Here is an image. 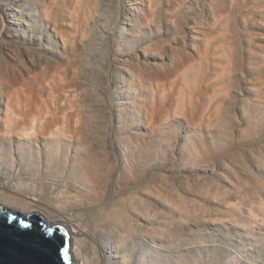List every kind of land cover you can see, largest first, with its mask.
Segmentation results:
<instances>
[{
  "label": "bare ground",
  "instance_id": "bare-ground-1",
  "mask_svg": "<svg viewBox=\"0 0 264 264\" xmlns=\"http://www.w3.org/2000/svg\"><path fill=\"white\" fill-rule=\"evenodd\" d=\"M114 1L113 0H0V156H4V157L9 156L13 161V163L18 162L17 167L20 166V168L19 169L17 168V172H18L17 177L25 173H26L25 175L34 176L36 175L35 170L39 171L40 173V171L43 172L44 169L46 168L45 179L51 181V185L53 187L54 186H59V188L62 187L58 196L54 198L53 197L45 198L42 195L41 197L39 196L38 194L39 192L37 191L38 189L37 190L29 189V191H26L28 190V188L26 189V187L25 188L23 187L24 182L18 183L17 181L14 184H11L14 181L11 182L10 175L7 176L6 174L5 177L0 175V207L9 208L17 213H21L26 219H29L31 216L35 215L37 217L44 218V220L51 226L61 225L63 227L66 236L70 238V241L72 243L71 245L72 259L74 260V262L78 264H156L154 262L155 261L154 257L156 255L155 256L153 255V253L154 254L156 253L153 250L151 244L150 246L141 239V234H147V235L155 234V235L164 236L167 230H171L173 228L172 221L163 228V227L154 226L152 220L157 221L159 219L160 208L164 207L163 209L166 210L170 208L169 211L171 212L174 211L173 206L171 205V203L174 204V201H176V203L179 204V206L180 204H185L187 202L185 199L182 198V196H179L178 198L176 197L175 193H173L171 190L172 184L170 182L172 180L170 182L169 180L172 179L171 175L175 174L173 173L174 171L173 169L181 168L180 170H182L185 173L187 172L192 173L193 171H195L196 169L194 170L193 167L195 165L196 166L199 165L198 163L200 160H202L203 155L197 156L198 148H196L195 146L193 147L192 143L189 142V144L191 145L186 144V142L184 143V141L190 140L188 138L189 134L188 136L186 134L185 135L183 134V136L181 135L182 137L180 138H182V141L178 138V136H175L176 137L175 139L177 140H174L173 138V142H172L171 140L172 136L170 138H166L168 137L166 132L170 133L174 130L168 132L167 129L165 131V129L163 130L159 128L160 131L158 129L157 132L159 131L160 133L159 132L157 133L156 131L154 132H156L155 134H157L158 137L161 136L160 138H162V140L160 139V142L158 141V138L155 135L149 136L152 137L151 138L152 140L150 139V141L148 139L143 138V136L147 137V133H150L151 130L150 127H148L150 131L147 132L146 135L145 133L143 134L140 131L141 129L147 127V126L144 127L145 126L144 124L146 122L145 123L143 122L142 116L146 114L145 115L146 118L147 115L154 117L151 114L152 111L150 112L151 109L150 110L148 109L150 106L149 103L154 102L158 98H159L158 100L162 102L164 95L167 94L165 93L167 92L165 91L166 89L162 88L165 87V85H167V82H161V80H159L161 77H163L161 73L157 72L156 74V71H154V73L153 71L150 72L148 68L149 65L148 67L146 66L147 64L146 65L143 64L144 66L143 65L141 66V64L137 62V60H139V57L135 55L133 56L130 55L131 57L130 60L126 59L128 62L126 66H121V64L123 65V63H121L120 60L115 59L110 61L111 60L110 58V60L107 59L108 61H110L108 62L104 59L106 63L108 62L109 65L108 67H110L109 70L110 72L108 71L109 72L108 74L107 72L105 73L104 71L98 70L99 68L98 69L97 67L95 68L94 67L95 65L93 66L94 63L93 64L91 63L92 61V59H90L91 54L93 53V55L96 56L99 55L103 57L105 54L106 45L104 42L105 40H103L104 36H101L102 39L100 41H97V38L96 39L94 38L95 35L91 36V34L93 33L90 31L91 27L89 28L90 22L91 20H93L98 16L96 15L97 12L104 11L105 14L104 16H102V18L98 19L99 20L98 24L100 28L103 30V32L105 31L109 36H111V34L115 30V27H113L115 25V21L112 20L113 18L112 19L110 18L109 21L106 17L108 16L109 18V16L110 17L114 16L117 11H118L117 13L121 12L120 11L121 8L119 7L117 8L114 5L115 3ZM134 1L135 3L125 6L124 8L122 7L123 10L121 9L122 13H125L126 19L128 21L127 25H131L132 23H134L135 28L141 31V29H143L144 26L149 27L146 25H152L155 22L159 23L165 20L163 16L162 17L164 20L161 19V13L164 12L158 9L159 7L157 6L158 1L156 0H141V1L134 0ZM234 1L232 0V3H234ZM217 5L218 4H216V6ZM220 5L222 7V4ZM33 6L38 7L37 8L38 11L36 10V12L39 13V18L37 14H33V10H32ZM216 6L214 8L213 5L210 8L212 10L211 15L213 18L212 27L221 24L220 22H222V20L223 22L225 21L224 19L221 20V17L224 16L222 15L224 11L221 14V10H220L221 7L218 6L216 9ZM25 8L26 10L23 11ZM226 8H227L226 10L229 9V7ZM227 12L228 11H226V13ZM234 14L235 13L233 12V15ZM233 15L232 13L230 14V19L234 20V18H231ZM177 16H179V14H177ZM226 16L228 17V15ZM227 17H226V21H227ZM114 19L116 18L114 17ZM138 19L141 22L137 21ZM183 19H182V23H183ZM40 22L43 23L42 24V27L44 28L43 31L46 32L45 36L44 34L40 33V31L37 30V26ZM179 22L181 23V21ZM229 22H227L228 23L227 25L231 26L229 25ZM224 24L225 23H222L221 26L224 27L225 26ZM230 24H232V22ZM181 25L183 27V24ZM158 27L161 28L159 25ZM212 27H210V29ZM229 28H227V30L225 31L230 32ZM232 29L233 28L231 27V30ZM217 30L215 31V33L217 32ZM221 31L220 33L222 34ZM207 32H204L206 34L202 33L204 35V41H203L204 43L202 42V44H204L205 52L209 53L210 51H212V49L215 50L218 44H220L219 40L222 37V35L221 37H219L220 34L216 35L213 33V36L216 35L214 40L212 38L213 37L212 33L210 35L211 31L209 32V34ZM223 33L225 34V32ZM217 36L219 38L218 40L219 43L216 41ZM227 37L228 40L225 39ZM227 37H222L224 39L221 38L223 42H225L226 40L229 41V39L234 36L231 35V37L230 36ZM59 39L60 41H62V44L61 42H59ZM193 39L195 40V38ZM94 40H95L94 47L90 49L91 50L90 53H88V56H86L87 54L86 49L88 47L87 44H89L90 41L92 42ZM212 40L216 41L217 43L215 42L216 43L215 44ZM234 40L232 39V42ZM236 41L237 40H235V42ZM153 42L154 43L151 44L153 45L152 49L154 47V44L155 47L157 46L156 41ZM162 42L163 41L161 40L160 43ZM232 42L229 41L228 43H232ZM186 43L184 44L186 45ZM57 45L60 47L62 46L61 48L64 49L63 53L61 52L60 54V51L55 52ZM187 45L189 44L187 43ZM223 45H225L226 47L227 44H223ZM229 45H230L229 47H231V44ZM221 46L222 44L220 45V47ZM233 47L234 45L232 43V49H235L237 46L235 48ZM146 49L147 48L143 49L145 50L144 51L145 53H147L149 46L148 49L147 50ZM232 49L230 48L229 51ZM222 50L224 51L222 52L223 54L221 53L223 60V56L227 50L223 49V46H222ZM179 52L177 51V53ZM198 53L201 54L200 52ZM228 53L229 52L227 51V54ZM185 54L181 56H184ZM167 55L168 54H166V56ZM190 55L192 54L189 53L187 57H190ZM217 55H214V57L215 56L217 57ZM232 55H233L232 57L235 56V59L238 58V56L236 57V55H234V51ZM176 56L178 55H175V57ZM193 56L194 55H192V57ZM196 56L198 55L196 54ZM225 56L227 58H225L224 60L228 59V62L226 60V63L233 62L232 60L233 58L231 56L229 61V54ZM187 57H185V59ZM172 58L173 57L171 56V61ZM199 59H201V57ZM178 61L177 63H179ZM217 61H219L218 58ZM236 61L238 62L237 59ZM236 61H235V66H236ZM207 62L209 63V61ZM205 63L204 65H206ZM193 64H197V62ZM200 64L199 63L197 64V67L195 68L196 70L201 69L202 65L200 68H198ZM211 64L212 66L214 65L215 67V64L218 65L219 62L215 61L214 64L213 62ZM165 65L166 64H164V67ZM220 65L221 64L218 65V69ZM222 65H223V69H219V72H223V70L224 71L226 70V68L224 69L223 63ZM212 66H210L209 63V67L212 68ZM230 66L229 69L230 72L232 73L231 70L233 69L232 66L231 68ZM179 67H181V65ZM174 68H177L178 70V67H174ZM186 68L188 69V67ZM168 69L171 68L169 67ZM173 69L171 70L172 71L176 70ZM186 72H184V75L186 74ZM195 72L193 74L194 76H195ZM209 72L210 71H208V73ZM158 73L159 76L162 75L160 78L156 76L158 75ZM231 73H227V74H231ZM169 74L170 75L174 74V72L173 73L171 72ZM196 74L197 77L198 75H200V73L198 72ZM203 74L206 73L203 72ZM210 74H212V72ZM184 75L183 77L186 79L187 76ZM190 75H188L189 78H191ZM216 75L217 77H220V75H223V73L222 74L216 73L214 75L215 79L214 78L205 79L204 84L203 83L201 84L203 85V87L199 85L201 87V92H202L201 97L203 96V99H207L208 101L206 100V102H209L208 104L206 103L207 105L203 103L205 105L206 110L205 109L203 110L204 107L200 109L201 111L198 108L199 114L200 113L204 114L203 111L206 112L207 110L210 109L209 112L212 111L211 113H214L215 116H219V114L221 116L220 112L223 110L224 101L220 100V102L218 103L217 95L219 93H223V90H221L220 88L221 85H223V87L226 88L227 86L224 81L222 82L225 85L222 84L221 82L220 84L216 80ZM224 76L226 79L227 78L226 75ZM172 78L174 79V76ZM185 79H182L183 83ZM232 80L230 78V81ZM181 81L179 83H181ZM189 81L191 82L190 79H188L187 82ZM193 82L195 83V79L194 81H192V83ZM235 82L237 81L235 80ZM168 83H169V89L170 90L172 89L173 92H175L176 90L174 91V88H176L175 87L176 85H174V82L171 80ZM229 84L231 83H228V85ZM235 85L236 84L233 83V86ZM97 86L101 87L99 88L100 94H95L93 92L95 90L94 88ZM148 86L151 88H153L154 86L159 88L158 89L159 93L157 94L158 98L157 95H155V92L157 93V90L153 92L151 89L150 91ZM195 87H197V85L194 86V88ZM223 87L222 89H224ZM169 89L167 88V90ZM189 89L191 90L192 87ZM226 90L229 92L228 88ZM189 92L191 94L192 90ZM228 92L226 93V97L229 94ZM175 93L173 94L174 96L176 95ZM178 94L179 93H177V97ZM183 94L185 93L184 92L182 93V97ZM194 95L195 94H193L191 97H194ZM197 95L196 97L200 98V95L199 96ZM103 96L104 98H109L110 100L108 107L107 106L105 107L102 104V100L104 99ZM220 96L221 94L219 95V97ZM182 97L181 100L185 101L184 99H182ZM200 100L202 99L200 98ZM159 101H157V105ZM191 101L192 100H190L189 102ZM176 102L174 103L176 104ZM168 103L169 102H167V104ZM170 103L172 104V102ZM182 104L183 103H181L180 106L182 108H185L186 106L183 107L184 105L182 106ZM203 104H200V107ZM191 105L192 104H190L189 106L191 107ZM180 106L179 103H178V107H176L175 105L174 107L175 109H172L174 110V112L172 113L173 114L183 113L182 111H180ZM150 108L152 107L150 106ZM158 108L161 111V113L165 110L163 106H160V103L156 109L158 110ZM171 108H173V105ZM182 108L181 110H184ZM166 109H168V107ZM102 110H104L103 113H105V115L101 113ZM157 110L154 112H157ZM170 110H168L167 113H170L169 112ZM98 112H100L101 114L100 113L97 114ZM141 112H144L145 114L142 115ZM216 112L219 114H217ZM109 113L110 114L115 113L118 118L117 119L118 125L114 130L113 128L108 126L111 124V122L113 123L115 121V119L114 120L112 119L113 121L111 120L112 117L109 116ZM165 113L164 116L162 117H165L166 115ZM173 114L172 117L176 116L175 114L174 115ZM232 114L235 113L233 112ZM200 115L201 116L198 115L200 119L201 117L203 118L202 114ZM198 116L196 118H199ZM160 117L155 118L156 122L159 121ZM165 118L168 119L170 118V116ZM101 119L106 121H102ZM161 119L163 121L160 120L161 122L160 121L158 122L160 123V125L162 122H165L164 118ZM146 121L148 120L146 119ZM218 122L219 121H217L216 125L218 124ZM223 122L226 123V121L224 120ZM147 123L149 124V122ZM194 123L191 124L193 125V127L196 126V124ZM95 124L99 126L96 127ZM160 125H157L155 127H158ZM155 127H153V130L157 129ZM223 129L221 130V132L223 131ZM226 129L227 128H225L224 131L227 132ZM193 131L196 132L195 130ZM216 132L221 133L220 130ZM175 133L176 132H174V134ZM196 133L195 135H197ZM210 133L209 136L213 135V134L210 135ZM227 137L225 136V139ZM228 138H231V136H229ZM107 141H110V144ZM166 141L170 143L169 148H171V146H174V148L179 146L178 149L176 150L171 149L172 152L168 153L169 156L170 153L176 151V153H178L177 156L178 155L182 156V158L178 156V158L180 159L179 165L176 162L171 163L172 162L171 160H173L174 157H170V159L171 158L172 159L171 160L169 159L171 161L169 165L168 163L167 164L164 163L166 161V159L163 158L166 156L165 150L166 151L167 149L170 150L169 148H164L165 150L162 148V146L166 145L165 143ZM157 142L158 144H156ZM198 143L200 142L198 141ZM159 144H161L160 148L158 147ZM204 144L203 146H205ZM197 147H201V146L198 145ZM119 148L122 149L123 150L122 152L124 153L120 154ZM24 155H30L31 158H28L29 159L28 161L32 162L33 160V162L35 163V169L33 170L34 173L33 172L31 173L30 170L28 171L30 173L23 172L24 171L23 167H25V165L22 166L21 160L25 158ZM70 157H72L71 160H69ZM0 158L3 159V157ZM162 171H165V173L162 174ZM166 172L169 173L167 174ZM178 173H180V171ZM177 175L178 176H176V178L182 177L179 176V174ZM194 175L192 176L187 175L186 179L188 180L189 179L188 176L193 177ZM174 176L173 178H175ZM198 176L199 175H197V177ZM19 179H21V177ZM191 181L193 182V179ZM172 182H174V179ZM179 182L180 184L181 182L183 184V182L185 181L180 180ZM42 191L44 190L42 189ZM225 194H227V192ZM102 206H106L107 208H102ZM97 209H100V212L102 213H98V217L95 218L94 220H90L86 222L85 221L86 218H85L83 222L79 219V217H76L79 211L87 210L91 212H96ZM104 209H106L107 211L105 214H103ZM86 215L87 214H85V216ZM82 217H84V215ZM111 232H113L114 234L112 235ZM138 245L141 246V249L146 254L137 251ZM158 253L160 252L158 251ZM147 256L148 257L150 256L152 258L149 259Z\"/></svg>",
  "mask_w": 264,
  "mask_h": 264
},
{
  "label": "rangeland",
  "instance_id": "rangeland-1",
  "mask_svg": "<svg viewBox=\"0 0 264 264\" xmlns=\"http://www.w3.org/2000/svg\"><path fill=\"white\" fill-rule=\"evenodd\" d=\"M138 1H141V0H138ZM156 1H158L157 6L160 7V8L158 7V9H160L164 12V13H161V19L162 20L165 19V20L159 22L161 25L158 22H155L152 25H146L149 27L144 26V28L141 29V31L138 30L137 28H135L134 23H132L131 25H127L128 21L126 19L125 13H122V10L125 6H128L132 3H135L134 0H117V1L115 0L114 1L115 3H117V4L114 3V5L117 8L118 7L121 8L122 10L120 9V11H121L120 13H117L118 12L117 11L115 13V15L112 17H110V16H109V18H108V16L106 17L108 20L110 18L111 19L113 18L112 20L115 21V25L113 26V27H115V30L111 34V36H109L105 31L103 32V30L100 28V26L98 24V22H99L98 19L102 18V16H104V14H105L104 11L97 12L96 15H98V16L97 17L94 16V17H96V18L93 17L94 19L91 18L93 20H91L90 25H89V28L91 27L90 31L93 33V34H91V36L95 35L94 38L95 39L97 38V41H100L102 39L101 36H104L103 40H105L104 42L106 45V50H105V54L103 57H101L99 55H97L98 56L97 57L96 55H93V53L90 56V59H92L91 63L92 64L94 63L93 66L95 65L94 66L95 68L97 67V69L99 68L98 70L104 71L105 73L107 72V74H108L110 72L109 71L110 67H108L109 66L108 62L116 59V60H120L121 63H123V65L120 63L121 66H126V64H128L127 60H130V58H131L130 55L131 56L135 55V56L139 57L140 61L137 60V62H139V64H141V66L143 64L144 65L147 64L146 66L148 67V65H149L148 68H149L150 72L153 71V73H154V71H156V74H157V72L161 73L163 75V77H161L162 75L159 76V73L156 76H158L159 78L161 77L160 79L158 78L159 80H161V82H167V85L164 84L165 87H162V88L166 89L165 91H167V92H165L167 94L164 95L162 102L158 100L159 98H158L157 94L159 93L158 92L159 88H157L155 86L153 88H151L148 86L150 91H151V89L153 92H155L157 90V93L155 92V95H157L158 99H156L154 102L149 103L152 108H150V106H149L148 109L149 110L151 109L150 112L152 111L151 114L154 117L147 115V118H146V116H145L146 114L144 112H141L142 115L145 114L142 117H143V122L144 123L146 122L144 124L145 125L144 127L147 126L146 128L148 130L146 128H143L144 130L141 129L140 131L143 134L145 133V135H146V133L151 130L150 133H147L148 138L146 136L145 137L143 136V138L148 139L150 141V139L152 137H149V136L155 135V136H157L158 141L160 142V139L162 140V138H160L161 136L158 137V135L155 134L159 128L163 129V130L165 129V131L167 129L168 132H170L171 130H174L170 133L166 132V134L168 135V137H166V138H170L172 136L171 137L172 142H173V138H174V140H177V139H175L176 138L175 136H178V138L182 141V138H180V137H182L183 134L184 135L186 134L187 136L189 134L188 138L190 140L189 141L186 140V141H184V143L185 142H186V144H189V142L192 143L193 147L195 146L196 148H198V155L197 156L203 155L202 160H200L198 163L199 165L198 166L195 165L193 167V169L194 170L196 169V170L193 171L192 173H189V172L185 173L182 170H180L181 168L173 169L174 171L172 170L173 173H175L176 175L175 174H174L175 176L171 175L172 179L169 180V182H170L171 180L173 181V179H174V182H172V181L170 182L172 184L171 190L173 193H175L177 198L179 196H182V198L185 199L187 202L185 204H180V206H179V204H177L176 201H174V204L171 203L174 211H171V212L169 211L170 208L168 210L163 209L164 207L160 208L159 209V212H160L159 219L157 221L152 220V223H154V226H156V227H163L164 228V226H166L167 224H169L172 221L173 222V228L171 230H167L164 236L155 235V234H152V235L141 234V239L146 244L152 245V248L156 253V254L153 253L154 256L156 255L154 257L155 258L154 262L156 264H264V229H263L264 228L263 227V224H264L263 223V220H264V0H235V1L233 0L234 3H232V0H204V1L203 0H168V1L167 0H156ZM160 1H161V3H160ZM178 3H179V5H178ZM219 3L222 4V7ZM216 4H218V5L216 6ZM176 5H178V6H176ZM213 5H214V8L216 6V9L218 6L221 7V9L219 8L221 10V14L224 11L222 14L224 16L221 17V20L224 19L225 21L223 22V20H222V22H220L221 24L225 23L224 27H222L221 24H218L217 26L215 25L212 27V23H213L212 19L213 18L211 15L212 10L210 8ZM226 7H229V9L226 10L227 9ZM37 8H38L37 6H33L32 10H33V14H37L38 18H39V13L36 12V10L38 11ZM25 10H26V8L23 11H25ZM225 10L228 12L226 13ZM233 12L235 13L234 15H233ZM175 13L179 14L180 17L177 16V14H175ZM224 13L226 15H228V17ZM231 13L233 15L231 18H234V20L230 19ZM116 14H118V15H116ZM162 16L164 17V19ZM183 16H184V19H183ZM114 17L116 19H114ZM226 17H227V21H226ZM182 19H183V23H182ZM112 20H111V22H112ZM116 20H118V21H116ZM40 21H42V20H40ZM137 21L141 22L139 19ZM179 21H181V23ZM227 22H229V25H231V26H228ZM231 22H232V24H230ZM179 23H180V25H179ZM42 24L43 23H41V22L38 24L37 30L40 31V33L44 34V36H45L46 32L43 31L44 28L42 27ZM181 24H183V27ZM158 25L161 28H159ZM210 27H212V28L210 29ZM231 27L233 28L232 30H231ZM227 28H229L231 33L229 31L228 32L225 31V30H227ZM216 30H217V32L215 33ZM96 31H98V32H96ZM207 31H209V32L211 31L210 35L212 33V36H213V33L216 35L220 34L219 37H221V35H222V37H227V36L231 37V35H233L234 37H231V38L233 40L235 38V40H237V41L235 42V40H234L232 42V39L230 37H229L230 38L229 41L233 43V45H234L233 48H235L237 46L236 47L237 49L236 48L232 49V43H228L229 41H227L228 37L225 38V39H227L225 41L227 43H225L222 40L224 38L221 37L222 39L220 38V40H219V38L217 36L216 41L218 42V40H219V42H220V44H218L219 47L217 46V48L215 50L212 49V51H210L209 53H206L205 48H204V44H202V42L204 41V35L203 34H206L204 32H207ZM220 31L222 32V34L220 33ZM209 32H207V33L209 34ZM223 32H225V34ZM200 33H201V36H200ZM216 35H214L213 37L211 36V37L214 39ZM193 36H195V37H193ZM193 38H195V40ZM196 38H197V40H196ZM198 38H199V40H198ZM161 40L164 43L163 42L160 43ZM214 40H212V41L215 43L216 41H214ZM153 41H156V43H157L156 47L157 48L155 47V44H154V47L152 49L153 45H151V44L154 43ZM59 42H61V44H62V41H60V39H59ZM186 42L189 45H187ZM94 43H95V40L92 42L90 41L89 44H87L88 47L86 49V52H87L86 56H88V53H90V51H91L90 49H92L94 47ZM184 43H186V45ZM221 44L223 46V49H226L229 52L228 53L229 54V61H230V58L233 56L232 53L234 51V55H236V57L238 56V58H236L238 60V62L236 61L235 56H234V57H232L233 58L232 63H230V62H229L230 64L226 63V60L228 62V59L224 60L225 58H227L225 55H228L226 50H225L226 53L224 54L223 60H222V54H223L222 52H224V51L222 50V46L220 47ZM223 44H227L226 45L227 48ZM229 44H231V47H229L230 46ZM148 46H149V49H148ZM162 46H164V47H162ZM202 46L204 49L202 48ZM61 47L57 45L55 52L60 51V54H61V52L63 53L64 49H62ZM228 47H229V49L230 48L232 49V50H230L231 52L229 51ZM145 48L148 49V50L146 49L147 53H145L144 52L145 50H143ZM154 48L156 51L154 50ZM199 48H200V50H199ZM219 48H221V49H219ZM149 50H151V51H149ZM108 51L109 52L111 51L110 54ZM177 51L178 52L180 51V52L177 53ZM182 52H184V53H182ZM198 52H200L201 54H199ZM174 53H176V54H174ZM189 53L194 55L195 58H194V56L192 57V55H190L191 58L187 57ZM216 53L219 55H217ZM121 54H122V56H121ZM166 54H168L167 55L168 57L166 56ZM183 54H185L184 55L185 57H187L188 59L190 58V59L188 60L186 58L187 59L186 60L184 56H181ZM196 54L198 56H196ZM175 55H178V56H176L177 58L175 57ZM179 55L181 56V58ZM202 55H203V58H202ZM204 55H205V57H204ZM214 55H217V57L216 56L214 57ZM171 56L173 57L172 61H171ZM199 56L201 57V59H199L200 58ZM208 57L211 59H209ZM110 58H111V60H110ZM163 58H166V59H163ZM217 58L219 61H217ZM220 58H221V61H220ZM101 59H103V60H101ZM104 59L106 61H108V60H110V61H108L106 63V61ZM178 59H179V61H178ZM181 59H183V60H181ZM191 59L193 60V62ZM206 60L209 61L210 66H212L211 63L213 62V64H214L215 61L219 62V64H221V65L223 63L224 69L226 68V70H228L229 72L226 70L225 71L223 70V72H219V69H223V65L222 66L220 65L219 69H218L219 64L218 65L215 64V67L213 65L212 68L209 67V63ZM234 60L236 61V66H235ZM104 61H105V63H104ZM173 61L175 64L173 63ZM177 61L179 63H177ZM181 61L183 62V64ZM195 61L197 62V64L198 63L200 64L202 61V63L198 67V68H200L202 65L201 69H198V68H197L198 70L195 69L197 67V64H193V63H196ZM141 62H143V63H141ZM184 62H186V63H184ZM205 62H207V63H205ZM162 63L166 64L165 67H164V64H162ZM204 63L206 65L208 64L207 66L209 68L206 65H204ZM104 64H106V65H104ZM186 64H187V66H186ZM227 64H229V65H227ZM180 65H181V67H179ZM230 65L232 66V69H233V70H231L232 73L230 72V69H229ZM168 66L171 69H173L174 67H178L179 71L177 70V68H174L176 70L173 69L174 71H172L171 69H168L169 68ZM183 66H184V68H183ZM185 66L188 67V69ZM191 66H193V67H191ZM231 66H230V68H231ZM166 67H168V68H166ZM191 68H192V71H191ZM216 68H217V70H216ZM193 69H194V71H193ZM188 70L191 71L192 73L189 72ZM195 70H196V72H195ZM168 71H169V73L174 72V74L170 75L168 73ZM175 71H176V73L178 71V73L176 74ZM208 71H210V72L208 73ZM181 72H183V73H181ZM184 72H186L185 75L187 76L188 79L191 80V82L190 81L187 82L188 79L187 78L185 79L183 77ZM194 72H195L196 77H197L196 73L197 72L200 73V75H198V77H197L198 80L193 75ZM203 72L206 74H203ZM211 72H212V74H210ZM215 72L217 74L223 73V75H220V77H217V75H216V80L219 83L221 82L222 84H224L222 82V81H224L228 90H229V92H228L226 90L227 88L223 87V85H221L220 88H221V90H223V93H219L217 95L219 98V99L217 98L218 103L220 102V100L224 101L223 110L220 112L221 116L217 112L216 113L219 114V116H215L214 113H211L212 111L209 112L210 109L207 110L206 112L203 111L205 109V105L203 103L208 104L209 102H206L207 99H203V96L201 97V93H202L201 87H203V85H201V84L202 83L204 84V80L207 78H209V79L214 78L215 79V76H214L216 74ZM227 73H231V74H227ZM164 74L165 75L168 74L170 77L173 75L174 79L172 78L173 76L171 77L172 78L171 79L168 75L165 76ZM188 75H190L191 78H189ZM208 75H210V76H208ZM224 75H226V77L228 79L227 78L225 79ZM193 77L195 79V83L194 82L192 83V81H194ZM229 77L231 78V80L233 78V80L235 79L239 83L235 82V80L234 81L232 80L233 82L230 81ZM179 78H180V80H179ZM182 79H185L184 83H183ZM171 80L174 82V85H176L175 86L176 88H174V91L176 90L175 91L176 93L173 92L172 89L171 90L169 89V83L168 82ZM180 81H181V83H179ZM197 81H199L200 83ZM176 83H179L180 85L176 84ZM191 83H192V86H191ZM228 83H231V84L228 85ZM233 83L236 84L235 86H237V87L233 86ZM181 84H183V85H181ZM193 85L194 86L197 85V87L194 88ZM185 86H186V88H185ZM228 86H230V87H228ZM191 87H192V89H191L192 93L190 94L189 91H191V90L189 88H191ZM222 87L224 89H222ZM233 87H235V88H233ZM99 88H101V87H99V86L95 87L94 88L95 90L93 92L95 94H100ZM167 88L170 90V92H169V90H167ZM153 89H155V90H153ZM188 89H189V91H188ZM195 89H196V91H195ZM233 90H235V91H233ZM194 91H195V93H194ZM183 92L185 94H183V97H182ZM227 92L229 93L228 94L229 96L227 95V97H226ZM174 93L176 94L175 96L173 95ZM177 93H179L178 97H177ZM186 94H187V96H186ZM193 94H195L194 97H191ZM220 94H221V96L223 94L224 95L222 97L221 96L219 97ZM169 95L172 98L177 97L176 98L177 100L174 98H173L174 99L173 100ZM189 95H190V98H189ZM196 95L197 96L200 95V98L202 100H200L199 97H196ZM180 96L185 101H182ZM169 97L171 98V100ZM184 97L187 99V101ZM103 98H104V96H103ZM193 98H194L195 102L193 101ZM196 98H198V99H196ZM224 98L226 99L227 102L225 101ZM189 99L192 101L189 102L190 101ZM157 101H159L158 105H157ZM167 102H169V103L172 102V104L170 103L171 104L170 105L168 103L169 104L168 105ZM174 102H176V104ZM186 102H187V105H186ZM109 103H110L109 98H104L102 100V104L105 107L106 106L108 107ZM154 103L156 104L157 107L159 106V103H160V106H163L165 108L164 111L166 113L163 111L166 114L165 117L170 116V118L166 119L165 117H162V116H164V113L163 112L161 113L159 108L157 110L156 109L157 107L155 106ZM178 103H179V106L181 105V103H183L182 106L184 105L183 107H185V106L186 107L182 108L180 106V111H182L183 113H181V114H175L174 113L176 116L172 117V114H173L172 112H174V110H172V109H175L174 108L175 105H176V107H178ZM190 104H192L191 107L189 106ZM194 104H195V107H194ZM200 104H203V105H201V107H200ZM172 105H173V108H171ZM197 105H198V107H197ZM169 106H170L171 110L169 109ZM226 106H227V108H226ZM167 107H168V109H166ZM181 108L184 110H181ZM198 108H199V110L203 108L202 111L205 114L204 115L203 113H200L203 116V118L201 117V119L199 117L201 115L199 114ZM156 110H157V112H154ZM168 110H170L169 111L170 113H167ZM103 111L104 110H102L101 113H103ZM193 111H194V113H193ZM233 112L235 114H232ZM99 113L100 112H98L97 114H99ZM103 114L105 115V113H103ZM161 114H163V115H161ZM160 115H161V117H160ZM180 115H182V116H180ZM109 116L112 117L111 120L115 119V121L113 123L111 122L113 127L111 126V124L108 125L109 127L113 128V130H114L116 128V126L118 125L117 124L118 123L117 122L118 121L117 115L115 113H112V114L109 113ZM197 116L199 118H196ZM150 117H151V119H150ZM157 117L158 118L160 117L159 121L160 120L163 121L161 118L165 119L164 120L165 122H162L163 124L161 123L162 126L160 125V123H158L159 122L158 119H157L158 122H156L155 118H157ZM189 117H190V119H189ZM214 117H215V119H214ZM218 117H219V119H218ZM204 118L206 121L204 120ZM103 119H101V120L106 121ZM146 119L148 121H146ZM186 119H187V121H186ZM198 119H200V120H198ZM193 120L195 121V123ZM201 120H202V122H201ZM216 120L219 121L217 125H216V123H217ZM223 120L226 121V123L223 122ZM228 120H230V121H228ZM147 122H149L150 126ZM150 122L151 123L153 122L152 125ZM229 122H231V123H229ZM193 123L196 124V126L194 125L196 128L193 127V125H191ZM168 124H169V126H168ZM157 125H160V126L155 127ZM223 125L225 128H227L226 130L228 133L226 131H224L225 128L223 127ZM95 126L98 127L99 125L97 126L95 124ZM152 126L157 128V129L153 130ZM203 126H204V129H206V130L203 129ZM228 126L230 127V130H229ZM148 127H150V130ZM151 127H152V129H151ZM176 128H177V131H176ZM190 128H192V129H190ZM160 129H159V131H160ZM222 129H223V131L221 132ZM193 130H195L197 133L194 132ZM209 130L211 131V133ZM219 130L222 134L216 132ZM154 131H156V132H154ZM174 132H176L175 133L176 135L174 134ZM190 132H191V134H190ZM198 132H200V133H198ZM223 132H226V133H223ZM180 133H182V134H180ZM195 133L197 135H195ZM209 133H210V135L213 134L215 136H213V135L209 136ZM225 136L226 137L231 136V138L227 137L225 139ZM214 137H215V139H214ZM106 139H108V138H106ZM208 139H210L212 141V143ZM212 139H214V140H212ZM192 141L195 143H193ZM198 141L200 143H198ZM107 142H109V144H110V141H107ZM165 143H166V145L162 146V148L163 149L169 148L170 143L167 141ZM204 143H206V144H204ZM156 144H158V142ZM196 144H197V146L200 145L201 147H197ZM203 144L205 146H203ZM174 145H175V143H174ZM189 145H191V144H189ZM160 146H161V144H159L158 147L160 148ZM120 148H119V153L120 154L124 153V152H122L123 150ZM178 148H179V146H177L175 148H174V146H171V148H169L170 150L167 149V151H166L164 149L166 156L163 158H165L167 161L166 162L164 159V161H165L164 163H166V164L168 163V165H169L170 162L172 161L171 163L176 162L179 165L180 159L178 158V156L180 158H182L181 155L177 156L178 153H176V151H174L173 153H170L168 156V153L172 152L171 149L176 150ZM174 154H175V156H174ZM24 156H25V158L23 160H21L22 166L25 165V167H23V170H24L23 172H28L30 170L31 173L32 172L34 173L33 170L35 169V163L33 162V160H32V162L28 161L29 160L28 158H31L30 155H24ZM36 156H37V154H36ZM0 157H3V159L0 158V175L4 176V177L6 176V174H7V176L10 175L11 182L14 181L11 184H14L17 181H18V183L24 182L23 187L24 188L26 187V189L28 188V190H26V191H29V189L30 190H33V189L37 190L38 189L37 191L39 192L38 194L40 197L42 195L45 198H48V197L54 198V197L59 195L62 187L61 188H59V186L53 187L51 185V181H49L48 179H45L46 178V172H45L46 168L44 169L43 172L40 171V173H39V171L35 170L36 175L38 173L37 176L36 175H34V176L25 175L26 174L25 173V174L19 175L17 177V175H18L17 168L18 169L20 168V166L17 167L18 162L13 163V161L11 160V158L9 156H5V157L0 156ZM167 157H168V159H167ZM170 157H174L175 159L173 158V160H171L172 158L170 159ZM20 159H22V158H20ZM71 159H72V157L69 158V160H71ZM177 160H178V162H177ZM21 161H20V163H21ZM31 167H33V168H31ZM41 168H40V170H41ZM13 169H14V171H13ZM165 171H167V170H165ZM165 171H162V174L165 173ZM179 171H180V173H178ZM28 173H30V172H28ZM177 174H179V176H182V177L176 178V176H178ZM186 174L189 176H192L194 174L195 175L193 177L188 176V178L190 179V181H189V179L188 180L186 179V177H187ZM196 174L199 176L197 177ZM173 176L175 178H173ZM20 177H21V179H19ZM178 178H179V180H178ZM191 178L193 179V182L191 181L192 180ZM17 179H19V180H17ZM180 180L181 181L183 180L185 182H183V184L181 182V184H180V182H179ZM194 182H195V184H194ZM175 183H177V184H175ZM42 189L44 191H42ZM230 189H232V190H230ZM226 192H227V194H225ZM102 208H107V207L102 206ZM4 209L5 210H11L9 208H4ZM11 211H12V214L14 216L19 217L23 221L26 220V218L21 213H17L14 210H11ZM222 211H224V212H222ZM106 212H107L106 209H104L103 214H105ZM80 213H81V215H80ZM98 213H102V212H100V209H97L96 212L84 210V211H79V213L76 215V217H79V219L81 221L85 220V218H86L85 221L87 222V221L94 220L95 218H97ZM85 214H87V215L85 216ZM247 214H249V215H247ZM83 215H84V217H82ZM87 216H88V218H87ZM39 218L50 229H54V228L60 229L64 232L63 227L61 225L51 226L44 220V218H42V217H39ZM242 223H244V224H242ZM247 228H248V230H247ZM163 230H165V229H163ZM111 233H112V235L114 234L113 232H111ZM137 249H138L137 250L138 252H142L143 254H146L141 249L140 245H138ZM156 250H158L160 253H158V251H156ZM202 252H204V253H202ZM161 254H163V255H161ZM157 255L159 256V258ZM148 258L151 259L152 257L149 256ZM72 262H73V264H78V263L74 262L73 259H72Z\"/></svg>",
  "mask_w": 264,
  "mask_h": 264
},
{
  "label": "water",
  "instance_id": "water-1",
  "mask_svg": "<svg viewBox=\"0 0 264 264\" xmlns=\"http://www.w3.org/2000/svg\"><path fill=\"white\" fill-rule=\"evenodd\" d=\"M11 217H16L11 210L0 207V264H73L72 243L62 230L50 229L35 215L24 221Z\"/></svg>",
  "mask_w": 264,
  "mask_h": 264
},
{
  "label": "snow or ice",
  "instance_id": "snow-or-ice-1",
  "mask_svg": "<svg viewBox=\"0 0 264 264\" xmlns=\"http://www.w3.org/2000/svg\"><path fill=\"white\" fill-rule=\"evenodd\" d=\"M16 217H11V220H15ZM21 226L24 227V228H29L30 227V224H27V223H23L21 222ZM51 234L50 230H49V235ZM66 235V234H65ZM61 251L63 252L64 250L61 249Z\"/></svg>",
  "mask_w": 264,
  "mask_h": 264
}]
</instances>
